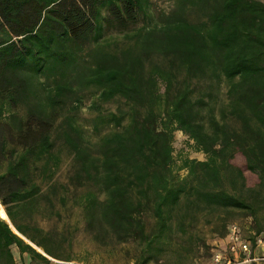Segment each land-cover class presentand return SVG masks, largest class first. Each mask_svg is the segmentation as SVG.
<instances>
[{
	"label": "trees",
	"instance_id": "1",
	"mask_svg": "<svg viewBox=\"0 0 264 264\" xmlns=\"http://www.w3.org/2000/svg\"><path fill=\"white\" fill-rule=\"evenodd\" d=\"M176 130L205 160L175 166ZM54 197L81 208L95 239L134 245L132 264H191L200 217L218 211L261 234L264 2L173 0L156 14L151 0H0V205L20 235L69 259L66 238L35 220L60 217ZM12 246L49 264L0 218V264H15Z\"/></svg>",
	"mask_w": 264,
	"mask_h": 264
},
{
	"label": "rangeland",
	"instance_id": "2",
	"mask_svg": "<svg viewBox=\"0 0 264 264\" xmlns=\"http://www.w3.org/2000/svg\"><path fill=\"white\" fill-rule=\"evenodd\" d=\"M260 1L264 2V0ZM151 2L153 10H155L156 14L160 12H168L173 6V0H151ZM143 22L144 19L139 18L137 24L131 26L129 29L138 27ZM104 35L120 37L121 32H119V30L112 29L106 31ZM90 97L91 93L87 92L85 94V105L78 114L80 122L86 126L89 124L87 120L94 115L93 112L87 108ZM120 105H122V102L115 99L104 104L103 107L107 110L114 111ZM172 146L176 167L181 164L182 157H188L196 160H205L206 158L204 153L195 149L193 141L189 140L181 131H174ZM62 159V163L60 164L56 174V181L58 180L59 182L65 181L72 165L71 158L68 157L65 152L62 153ZM184 173L185 170L179 171V174ZM248 180L253 181V176H249ZM228 189H231V187L229 186ZM79 192H81V190ZM57 199L58 197L53 198L55 208L60 214V217L42 218L40 215L35 216V220L38 225L43 229L57 232L59 237L64 236L66 238L67 243L64 245L63 255L68 256L69 259L57 258V260L73 261L80 264H132L135 256L134 245L131 243H118L111 235L108 234L104 236L102 241L95 239L92 233L87 231L85 228L81 208L71 201L65 206L61 205L58 203ZM224 214L218 211L212 215L210 214L206 217H200L198 225L201 229L200 237L203 238L204 244H201L200 247L197 248L195 259L191 264H209L212 254L215 251L223 252L220 249L225 246L227 227L230 224L238 226L243 237L249 238L253 235V224L250 217L237 211ZM0 216L7 220L2 206H0ZM224 220L225 224L223 226H225L226 232L221 228ZM148 221L150 222V220ZM11 249L14 254L15 264H40L36 261H32L27 253L20 254L16 246H12ZM47 258L49 260V264H55L51 261V259H49L52 257L49 256Z\"/></svg>",
	"mask_w": 264,
	"mask_h": 264
},
{
	"label": "built area",
	"instance_id": "3",
	"mask_svg": "<svg viewBox=\"0 0 264 264\" xmlns=\"http://www.w3.org/2000/svg\"><path fill=\"white\" fill-rule=\"evenodd\" d=\"M226 237L228 239L226 249L221 251H215L212 254V258L209 264H237L232 260V257L237 256L239 254H244L245 260H256V258H252L249 256L251 252V242L245 240L241 235V232L235 224H230L227 227ZM256 244L261 242L260 239H256ZM51 259L55 264H80L73 261H63L57 259ZM242 262H246V261Z\"/></svg>",
	"mask_w": 264,
	"mask_h": 264
},
{
	"label": "crops",
	"instance_id": "4",
	"mask_svg": "<svg viewBox=\"0 0 264 264\" xmlns=\"http://www.w3.org/2000/svg\"><path fill=\"white\" fill-rule=\"evenodd\" d=\"M243 238L251 242V252L249 253V256L252 258H256V260H250V261L245 260L246 256L244 254H239L237 256H234L232 257V260L237 264H264V231L258 236H255L254 240H252L251 238H246V237H243ZM257 238L260 239L261 242L256 244L255 241ZM227 243H228V239L225 236V246L220 250L224 251L227 247ZM42 255H44L45 257H49L45 253ZM244 260L246 262H242Z\"/></svg>",
	"mask_w": 264,
	"mask_h": 264
},
{
	"label": "water",
	"instance_id": "5",
	"mask_svg": "<svg viewBox=\"0 0 264 264\" xmlns=\"http://www.w3.org/2000/svg\"><path fill=\"white\" fill-rule=\"evenodd\" d=\"M1 206V205H0ZM0 218L1 219H3L4 220V218H2L1 216H0ZM7 219H8V217H7ZM5 222L11 227V229L14 231V233H16L18 236H20L21 238H23L28 244H30L33 248H35L38 252H40V253H42V254H44V252L40 249V248H38V247H36L35 245H33L31 242H29L26 238H24L22 235H20L15 229H13L12 228V224L10 223V221H9V219L8 220H5ZM11 224V225H10Z\"/></svg>",
	"mask_w": 264,
	"mask_h": 264
},
{
	"label": "bare ground",
	"instance_id": "6",
	"mask_svg": "<svg viewBox=\"0 0 264 264\" xmlns=\"http://www.w3.org/2000/svg\"><path fill=\"white\" fill-rule=\"evenodd\" d=\"M7 217V216H6ZM8 220V219H7ZM11 225V224H10ZM12 228H13V226H12ZM14 229V228H13Z\"/></svg>",
	"mask_w": 264,
	"mask_h": 264
}]
</instances>
